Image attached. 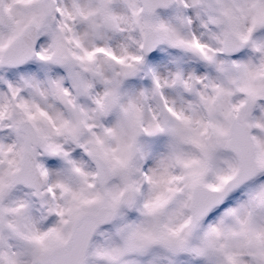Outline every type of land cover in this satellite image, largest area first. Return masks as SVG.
<instances>
[{
	"label": "snow or ice",
	"instance_id": "1",
	"mask_svg": "<svg viewBox=\"0 0 264 264\" xmlns=\"http://www.w3.org/2000/svg\"><path fill=\"white\" fill-rule=\"evenodd\" d=\"M0 264H264V0H0Z\"/></svg>",
	"mask_w": 264,
	"mask_h": 264
}]
</instances>
